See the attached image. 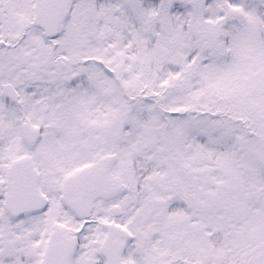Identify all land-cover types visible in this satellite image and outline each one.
Returning <instances> with one entry per match:
<instances>
[{"label": "snow or ice", "instance_id": "snow-or-ice-1", "mask_svg": "<svg viewBox=\"0 0 264 264\" xmlns=\"http://www.w3.org/2000/svg\"><path fill=\"white\" fill-rule=\"evenodd\" d=\"M0 264H264V0H0Z\"/></svg>", "mask_w": 264, "mask_h": 264}]
</instances>
